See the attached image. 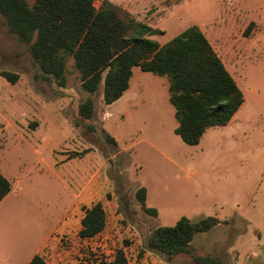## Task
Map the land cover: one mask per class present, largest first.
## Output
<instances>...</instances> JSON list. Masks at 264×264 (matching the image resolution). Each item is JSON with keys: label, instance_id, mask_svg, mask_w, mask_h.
<instances>
[{"label": "rangeland", "instance_id": "374dc122", "mask_svg": "<svg viewBox=\"0 0 264 264\" xmlns=\"http://www.w3.org/2000/svg\"><path fill=\"white\" fill-rule=\"evenodd\" d=\"M112 1L128 7L137 21L163 30L150 36L161 44L198 25L241 87L244 118L264 121V32L257 31L264 29V0H149L147 5L136 0L130 7L129 0ZM251 17L257 22L247 30ZM1 70L19 79L12 83L0 74V170L18 191L0 207V264H24L71 206L72 222L42 249L49 264L110 260L119 249L129 264H201L194 254L218 257L222 264H254L255 248L263 262L264 241H251L248 225L239 240L238 227L244 225L230 236L220 227L199 232L189 253L172 258L148 250L154 228L173 226L183 216L205 218L217 201L202 185V175L193 176L185 157L190 146L174 132L167 76L134 67L130 87L108 108L104 81L95 94L85 91L73 57L67 59L65 87L40 78L28 45L9 33L2 16ZM89 96L95 114L84 121L78 107ZM141 186L157 215L142 208L136 197ZM96 202L106 210V228L92 240L81 238L84 209ZM234 248L239 256L231 253Z\"/></svg>", "mask_w": 264, "mask_h": 264}, {"label": "trees", "instance_id": "16d2710c", "mask_svg": "<svg viewBox=\"0 0 264 264\" xmlns=\"http://www.w3.org/2000/svg\"><path fill=\"white\" fill-rule=\"evenodd\" d=\"M0 0V16L9 33L27 44L42 71L40 78L66 85L68 57L80 72L81 86L91 95L104 81L103 99L109 105L129 88L133 68L168 77L169 101L175 108V133L188 145H197L209 127L225 126L244 102V95L232 73L205 33L192 25L161 44L152 35L160 29L137 21L128 10L111 0ZM1 76L15 83L17 73L1 70ZM84 121L95 114L92 96L79 104ZM108 140L116 144L112 136ZM11 190V181L0 171V202ZM136 197L145 212L157 215L147 206V189L141 186ZM219 219L208 216L193 221L186 216L175 225H160L147 239V247L172 258L189 253L199 232L217 226ZM107 224L104 205L96 202L84 209L81 238H92ZM201 264H222L218 257L195 255ZM28 264H49L36 254ZM86 264H129L123 249L110 260H88Z\"/></svg>", "mask_w": 264, "mask_h": 264}, {"label": "crops", "instance_id": "0c3cea01", "mask_svg": "<svg viewBox=\"0 0 264 264\" xmlns=\"http://www.w3.org/2000/svg\"><path fill=\"white\" fill-rule=\"evenodd\" d=\"M133 1L136 0H129V7L133 4ZM140 1L144 3V5H147L149 2V0ZM123 8L127 9L128 7L126 8L123 6ZM260 17L264 20V13L260 15ZM254 22H257L254 17L249 18L250 25L247 30H250V28L255 25ZM161 31L163 32V30ZM257 31L262 33L264 29H257ZM116 101L107 105L108 108L113 107V105L117 103ZM245 103L246 98L244 96V102L233 118L225 126L207 128L197 145H189L191 150H189L190 152L188 154H185V157L187 161L192 163L190 168L194 169L193 176L201 174L203 179L202 185L217 199L215 202V209L208 215L219 219V223L215 227L226 230L225 235L230 236L232 233H235V226L244 225L243 228L238 227V234L240 235L236 237V240H239L243 237V234L247 232L246 226L248 225L250 228L249 232L252 235L251 241L253 239L264 241V121H247L242 113ZM111 114L112 113H110L109 116ZM177 125L178 122L176 121L174 130ZM132 146H134V144H132ZM195 164L199 165L198 169H195ZM241 164H246L249 168L242 171L239 169ZM1 173L3 172L1 171ZM3 175L5 176L4 173ZM15 187V184H11V190L0 202V207L7 201L10 195L18 194V191H15ZM215 187L218 191L220 190V193H216L217 191L214 190ZM148 195L149 192L147 189V199ZM73 209L74 207L72 206L68 208L67 213L60 220V227L48 233L47 237L43 239L35 251L30 254L24 264H28L34 255H42V249L53 233L59 230L65 231L66 227L72 222L70 214H72ZM95 237L86 239L92 240ZM237 251L238 248H234L231 253L239 256ZM252 253V257L255 261L254 264H264V260L262 262L261 259H259L260 256L256 248ZM153 264L176 263L159 262Z\"/></svg>", "mask_w": 264, "mask_h": 264}]
</instances>
